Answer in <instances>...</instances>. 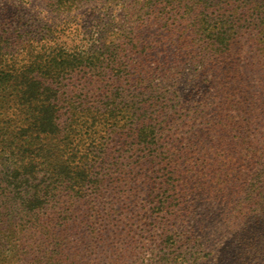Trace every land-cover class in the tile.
Here are the masks:
<instances>
[{"label":"trees","instance_id":"trees-1","mask_svg":"<svg viewBox=\"0 0 264 264\" xmlns=\"http://www.w3.org/2000/svg\"><path fill=\"white\" fill-rule=\"evenodd\" d=\"M72 1L48 3L62 8ZM131 4L123 17L133 14L134 25H120V44L110 40L101 55L95 50L84 57L40 43L22 49L24 58L18 63L13 57L0 58V114L4 110L22 120L16 133L0 128V264H100L96 261L105 249L110 264L204 261L200 231L177 226L186 222L179 220L187 191L176 142H188L175 137L196 129L206 133L212 115L225 117L219 128L225 125L238 146L256 159L255 172L239 179L248 184L241 204L249 216L247 241L262 242L264 143L254 132L262 125L264 106V0ZM147 23L156 28L148 37L163 49L174 39L180 52L190 50L181 65L162 54L155 55L163 57L158 60L148 57L151 42L142 32ZM195 46L200 50L191 51ZM3 50L0 41V54ZM133 51L139 55L132 59L128 53ZM184 65L202 78L204 100L183 94ZM75 73L82 78L90 73L86 82L90 79L94 86L62 91L63 76ZM10 82L16 89L8 94L3 86ZM196 103L195 109H186ZM60 115L76 141L64 137L65 143L59 140L55 148L45 149L44 139L71 133L58 129ZM112 135H118L119 164L109 147ZM67 146L75 148L73 155ZM103 184H120L121 195L138 184L157 215L163 212L153 249L144 250L133 238L119 243L117 235L108 232L112 221Z\"/></svg>","mask_w":264,"mask_h":264},{"label":"rangeland","instance_id":"rangeland-1","mask_svg":"<svg viewBox=\"0 0 264 264\" xmlns=\"http://www.w3.org/2000/svg\"><path fill=\"white\" fill-rule=\"evenodd\" d=\"M132 1L73 0L62 8H56V6H50L48 0H0V41L4 48L0 58L8 61L13 57L16 59L14 61L18 63L19 59L24 58L22 49L29 44L31 47H36L40 43L54 44L67 51L82 52L81 55L84 57H87L86 52L95 50L98 51L97 56L101 55V49L110 40L114 44H120V25L121 29L134 25L136 19L133 14L128 19L123 17V10L133 7ZM149 28L152 29L149 30ZM155 29V26L150 27L149 23L142 29V32L146 33L143 35L144 40L148 41L149 39L151 42L152 51L148 52V57L158 60L162 55H165V59L181 65V62L186 59L185 54H188L190 50L180 52L174 39L167 41L166 47L168 48L163 49L162 43L157 44L147 35L150 31L155 32ZM159 32L161 35H166L162 30ZM246 36L247 33L243 35L242 41L246 39ZM163 37L157 38L158 43ZM199 50V47L196 46L191 49L195 52ZM137 52L128 53V56L133 59L139 55ZM156 54L162 55L156 58ZM152 61L150 60L149 63ZM181 69L185 75L183 94L191 95L192 98L197 96L196 99L200 97L199 99L204 100L203 88L199 84L202 78H195L199 73L193 72V67L188 65L182 66ZM88 75L83 78L81 73L64 75L61 82L62 91H72L73 89L78 91L88 85L89 88H92L94 84L90 85V79L88 83L86 82V78L91 76L90 73ZM3 87L8 88V94L13 93V90L16 89L11 82ZM63 105L59 104V106ZM195 107H197V103L187 105L186 109L193 110ZM58 118L60 119L55 121L58 124V129L64 133H68L69 130L71 133L63 135V137L59 133L58 137L52 138V140L44 139L41 144L45 149L55 148L59 144L56 141L61 140L63 143L64 137L70 143L76 141L72 128L68 129V123L61 122L64 121L61 115ZM220 118L215 115L209 118L206 133L196 129L197 132L194 130L175 137L180 140L185 138L188 142V144L176 142L178 144L176 146L177 154L183 161L181 169L185 182L184 188L187 191V195H183L182 200L181 215L183 218L179 220L181 222L184 219L186 222L185 224L178 223L177 226L180 228L194 227L204 237L202 256L207 257L203 259L204 261H202V257L200 261H197V264H264V238L260 244L256 245L247 241L251 237L249 236L250 225L247 221L249 216L246 217L247 212L241 206L248 184L241 182L240 179L255 172V169L258 168L256 162L254 163L256 159L247 150H242L246 148L238 146L234 134L225 131V125L222 124L219 128V122L225 117ZM229 118L226 117V120ZM260 118L262 125L258 126L259 130L255 127L257 132L254 133L256 138L264 143V106L263 115ZM25 120L29 119L25 118ZM21 121H17L15 116L4 110L0 114V128L9 132L16 133ZM70 124L73 125L71 122ZM217 124L218 128H216ZM113 138L109 147L117 158L116 163L119 164L118 135ZM219 144L222 145V148L218 150V146L216 150V145ZM67 147L68 153L73 155L75 148ZM262 152L264 153V151ZM122 164L125 163L122 161ZM111 165L109 163V166ZM105 168L112 169L108 166ZM87 188L90 193L91 184ZM140 188L137 184L132 191L127 189L125 194L121 195L120 184L112 186L103 184L101 191L106 193L107 208L111 212L112 222L107 229L108 232L116 234L119 243L120 241L124 242V239L133 238L140 246L144 247V250H147L153 249L154 245L158 244V240L156 241L160 232L158 222L163 212L159 216L157 215L156 210L153 209L154 205L149 204L151 198L145 191L140 192ZM121 190L123 189L121 188ZM155 249H159V247L156 246ZM107 256L108 251L105 249L102 255H99L101 259L96 263L110 264ZM189 264H193V262L189 261Z\"/></svg>","mask_w":264,"mask_h":264}]
</instances>
